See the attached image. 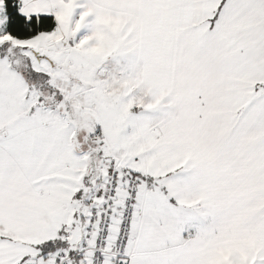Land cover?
Segmentation results:
<instances>
[{
    "label": "snow or ice",
    "instance_id": "snow-or-ice-1",
    "mask_svg": "<svg viewBox=\"0 0 264 264\" xmlns=\"http://www.w3.org/2000/svg\"><path fill=\"white\" fill-rule=\"evenodd\" d=\"M0 264H264V0H0Z\"/></svg>",
    "mask_w": 264,
    "mask_h": 264
}]
</instances>
